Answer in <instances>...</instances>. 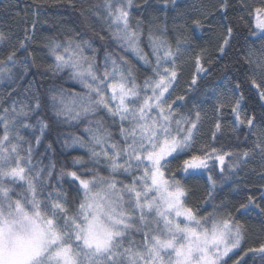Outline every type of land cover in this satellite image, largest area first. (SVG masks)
I'll return each instance as SVG.
<instances>
[{
  "label": "snow or ice",
  "instance_id": "6c2138e0",
  "mask_svg": "<svg viewBox=\"0 0 264 264\" xmlns=\"http://www.w3.org/2000/svg\"><path fill=\"white\" fill-rule=\"evenodd\" d=\"M62 3L31 0L16 12L12 10L18 3L5 6L11 19L23 25L18 48L27 52L41 13ZM144 3L148 5V0ZM169 3L175 5L176 0H164L165 5ZM69 6L75 7L71 0ZM135 7L134 0H102L86 11L104 21L110 39L121 51L150 67L152 74L143 80L118 53L106 51L100 63L92 43L71 32L45 38L44 47L53 63L43 70L31 53L21 62L25 72L37 67L42 77L64 80L66 76L81 90L53 83L42 101L39 89L30 87L28 102L0 106V264H247L245 257L250 253L264 260V243L245 250L247 225L233 214L243 216L257 209L264 214L255 197H247V203L231 211L221 205L201 214V205L191 202L195 193L177 178V173L185 177L210 173L213 167L221 173L227 167L236 174L255 155L264 161V127L254 134L251 150L233 153L216 146L217 137L225 131L226 110L232 116L233 130L246 127L251 132L258 123L257 115L246 110L240 83H235L230 92L214 93L215 118L205 141L202 128L207 113L196 105L186 109L185 97L176 95L182 76L178 61L182 49L191 47L190 41L177 38L174 47L167 39V26L153 20L147 25L146 52L142 46L145 22L133 23ZM192 7L197 9L188 14L194 29L215 22L212 12L200 11L195 4ZM214 7L227 17L233 5L230 0H219ZM240 10L252 22L253 32L264 37V0L256 6L241 3ZM187 23L174 27L183 32ZM223 28L217 47L221 55L232 47L234 38L227 19ZM11 36L0 25V44ZM241 59L247 84L264 107V45L259 50L250 48ZM16 63V51L0 60V65ZM212 67L207 48H201L195 54L189 90ZM4 77L12 79L10 68L0 67V79ZM45 107L58 126L83 133L61 134L62 147L85 150L87 161L83 157L72 160L77 170L57 172L55 162L38 153L50 124L43 118L35 124L30 120ZM259 123L264 124V113ZM29 129L39 135L27 139L22 131ZM50 151L48 144L46 152ZM44 159L49 162L44 164ZM65 182L73 186V194L64 188ZM209 182L214 189L216 182L210 175ZM258 191L264 201V186Z\"/></svg>",
  "mask_w": 264,
  "mask_h": 264
},
{
  "label": "trees",
  "instance_id": "16d2710c",
  "mask_svg": "<svg viewBox=\"0 0 264 264\" xmlns=\"http://www.w3.org/2000/svg\"><path fill=\"white\" fill-rule=\"evenodd\" d=\"M233 8L229 10L227 17H223L215 9L219 0H176L175 5L169 3L164 4V0H148L149 7L144 3V0H134L137 5L132 11L133 23L136 20L145 22V35L143 37L142 46L146 52L147 47V25L153 20L161 27L167 26V39L175 47L177 38L183 39L187 37L191 47L183 48V56L178 63L182 67V76L180 84L177 88L176 95H183L186 100V109H191L196 105L207 113L208 118L205 120L202 135L207 141L211 132L212 123L215 118L214 93H223L231 91L233 84L240 83V91L244 94L246 101V110L257 115V126L251 132L246 127L233 130L232 116L227 110L224 113L225 131L222 136L217 137V147H223L225 151L239 153L244 150H251L255 140L257 129L264 127V124L259 123V117L264 113V107L257 93L247 84L245 78V70L243 67L242 57L250 48L259 50L264 45V37L258 33H254L252 22L248 20L247 14L240 10V4L246 3L252 6L259 4V0H230ZM8 3H18L19 7L13 9V12L19 11L31 3V0H0V25L4 26V30L11 31L12 36L7 43L0 44V60H6L8 54L16 51L17 63L15 66L11 64L0 65L11 69L12 79L4 77L0 79V106L9 107L14 101L28 102L31 98V93L28 89H39V95L42 101L46 90L53 84H61L68 89L80 91L78 85L57 78L53 80L49 77H42L37 67H30L25 72L22 65L25 57L29 53L36 57V65L43 70L48 65L53 63V59L48 54L44 45L47 43L46 37H62L71 32L72 35L89 40L92 47L97 50V59L103 63L105 52L118 53L128 59L135 67L139 80H143L145 76H150L151 70L148 65L138 62L132 54L121 51V49L109 37V32L102 19H97L91 15L86 9L93 5L102 3V0H63L62 6L49 7L46 9V14L41 13L40 22L37 25L33 44L28 48L27 52L18 48V43L23 39V25L15 23L9 14L5 12V6ZM195 4L200 11H209L214 14L215 22L209 25L205 23L202 29H194L190 24L189 13H194L197 9L193 8ZM203 6V7H200ZM103 16V11L99 8L95 9ZM83 13V15H81ZM240 17H243L241 21ZM227 19L234 28V38L231 41L232 47L226 50V54H219L217 47L220 43L223 28V20ZM188 23L183 32L178 31L174 26ZM100 37H103L101 40ZM207 48L209 58L212 60L213 67L206 75H201L197 78V84L189 90V82L194 74V59L195 54L201 49ZM87 51V50H86ZM92 55L91 52L87 53ZM207 67V65H205ZM186 109H181L182 111ZM37 118H43L50 124V128L45 132L41 144L38 147V153L43 156L47 155L56 164L57 172L60 169L77 170L73 168L72 160L74 157H83L85 161L88 157L85 150L79 148H64L60 141L64 139L61 135L64 132H75L77 135H83L78 129L65 128L58 126L53 122L51 112L45 107L38 116H33L30 120L35 124ZM115 131V129H113ZM27 139L32 140L34 136L39 135L38 131L32 129L22 131ZM52 145V151L46 152V146ZM49 162L44 159V164ZM228 161L226 160V165ZM91 168V164H87ZM175 167V165H173ZM264 167V161L259 155H255L248 161L246 165H241L240 169L236 170V174L228 171L227 167L223 173L218 167H213L211 172H205L202 175L195 177H185L177 173V178L188 185L195 195L192 197V203L201 205V214L213 211V206H226L228 210H233V206L238 207L240 203H247V197L256 198V203L260 209H264V201L259 199L260 189L264 186V178H261V170ZM101 173L107 175L103 168ZM209 175L216 182V186L212 189L209 182ZM123 179V177H120ZM66 180L68 178H65ZM55 184V180L52 181ZM71 185L67 182L64 188L71 193ZM211 196V198H209ZM207 201V203H205ZM237 219L247 225L245 250L248 248L258 247L264 243V226L261 220L264 219V214L259 212V209L251 211L246 215H240L233 212ZM247 264H264V260L257 255L249 254L245 257Z\"/></svg>",
  "mask_w": 264,
  "mask_h": 264
}]
</instances>
